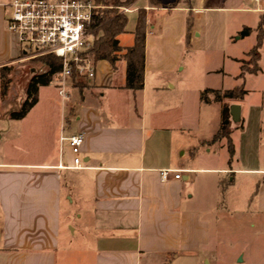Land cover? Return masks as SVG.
I'll return each mask as SVG.
<instances>
[{"label":"crops","instance_id":"1","mask_svg":"<svg viewBox=\"0 0 264 264\" xmlns=\"http://www.w3.org/2000/svg\"><path fill=\"white\" fill-rule=\"evenodd\" d=\"M159 1L136 0L125 6L135 12L133 30L137 10L146 11L141 90L123 88L124 77L114 81L123 60L113 69L101 59L94 62L89 87L71 86L79 94L71 98L69 93L64 115L51 118V110L44 108L32 121L37 100L22 119L0 116V264H167L172 258L197 257L208 225L201 217L198 190L232 187L236 174H243L247 189L262 178L250 200L264 212V153L258 149L262 108L246 111L240 100H225L229 135L238 128L239 139L233 153L236 165L222 164L211 148L202 152L200 145L207 143L202 135L185 137L199 119L189 112L188 87L180 76H172L183 42L194 33L191 19L209 11L261 16L264 0ZM214 1L218 4H210ZM7 2L0 0V67L24 55L17 35L6 29ZM162 83L166 91L159 90ZM97 88L103 92L97 95ZM90 97L97 102L88 101ZM232 104L239 106L236 119L230 114ZM69 116L73 123L66 121ZM76 133L83 134V166L65 167L72 161L67 138ZM162 169L173 170L167 180L160 179ZM70 171L84 179V194L76 189L73 196L74 186L63 181ZM175 171H180L179 178L173 177ZM69 203L84 208L79 230L87 235V244L78 252L61 244L62 237H69L62 236L61 219L62 207ZM73 252L82 260H71Z\"/></svg>","mask_w":264,"mask_h":264},{"label":"rangeland","instance_id":"2","mask_svg":"<svg viewBox=\"0 0 264 264\" xmlns=\"http://www.w3.org/2000/svg\"><path fill=\"white\" fill-rule=\"evenodd\" d=\"M210 4H218V1ZM7 9L9 12V8ZM134 17L135 12L130 10L127 13L126 31L119 37L121 45L132 43ZM191 22L194 33L188 42H183L184 47L180 51L175 69L172 71V76L174 78L180 76L188 87L189 112L190 114L196 112L195 115L199 119L196 126L186 130L185 137L193 138L202 135L207 140L204 146L200 145L203 147L201 148L202 152L204 149L211 148L210 153L217 156L222 164H225V161L230 164L232 161L234 163V149H236V153L238 151V128L230 137V143H233L230 153L226 138L214 140L215 135H211L218 120H220L219 127L223 124L227 127L230 126V121L224 116L222 104L214 101L211 94L209 96L211 100L204 102L200 100V93L205 88L224 89L239 84L246 90L240 100L244 109L252 111L254 108H262V138L258 149L264 153V46H262L264 14L260 16L258 13L240 10L235 12L209 11L191 19ZM260 29L262 37L257 61L259 70L241 73V64L246 60L244 65L247 66L252 59L249 51L256 45ZM244 30L247 33L241 35ZM40 55L26 56L24 54L22 60L9 64L13 67L12 73L14 70L17 71L16 76L12 75L13 81L9 90V95L12 98L21 96L24 86L33 73L45 69L41 64L33 62V58ZM176 58L174 57V59ZM120 61H117L116 67ZM124 67V64L122 67L120 65L116 70L114 81L120 82L123 79ZM150 77L148 73L149 90L150 82L153 81V79L150 80ZM59 80L60 76L55 74L50 84L39 88L38 102L30 118L32 121L37 120L44 108H49L51 118L55 116V119L57 114L64 115L67 112V101L59 94ZM73 84H76L79 89H83L90 86V79L73 80L72 77L65 79L67 98L69 93L71 98L79 94L77 89L71 87ZM159 90L166 91V85L162 83ZM101 92L103 90L98 88L95 90L97 95ZM88 101L97 102L96 98L92 97ZM67 118L73 123V116L66 117V121ZM235 165L236 163L233 166ZM241 175L243 176V174H236L235 185L227 189L222 185L221 189L198 190V195H201L199 196L201 197L199 202L201 217L208 224L204 247L197 257L172 258L167 261V264H264V212L260 211L256 203L250 200L253 188L259 182L257 180L262 178L256 179L250 187L251 189H247L246 180L241 178ZM62 179L65 183H71L74 186L71 188L73 196H75L76 189L82 191L83 194L88 189L82 183L84 179L73 171L65 174ZM84 198L87 200V197ZM65 205L61 212L62 236L69 235V237H62L61 244L62 246L70 245L72 251L77 250L78 252L87 244V235L79 230V221L81 220L80 214L84 208L89 206V203L84 202L83 209L76 203ZM71 229L75 230L71 231ZM78 256L73 252L70 258L71 260H82Z\"/></svg>","mask_w":264,"mask_h":264},{"label":"trees","instance_id":"3","mask_svg":"<svg viewBox=\"0 0 264 264\" xmlns=\"http://www.w3.org/2000/svg\"><path fill=\"white\" fill-rule=\"evenodd\" d=\"M95 4H101L93 11L91 21L88 24V31L92 35V44L87 50L88 56L95 62L97 60H106L113 69L116 68L117 61L125 62L123 88L131 91H139L144 85V57H145V32H146V11L143 8L137 10L135 27L133 30L132 43L129 46H122L118 37L126 30L128 18L125 12L120 11L119 6H129L136 0H93ZM158 4L159 0H150ZM262 31L257 35L256 45L249 51L251 61L249 65L244 64L241 67V73L244 71L257 72L259 58V47L261 44ZM33 62L44 66L41 72L33 73L23 88L21 96L12 98L9 95L12 75L16 76L17 71L12 66L0 67V116L2 118L18 120L26 116L29 110L38 100V91L41 86L51 83L55 74L61 70V59L52 53L41 54L34 57ZM84 78L72 74V79L77 80ZM76 86V84H73ZM72 85V86H73ZM246 90L242 85L235 86L231 89H210L205 88L200 93V100L209 102L212 95L214 101L221 102L224 116L228 112V103L225 100L239 101L243 98ZM230 129L223 124L214 136V140L226 138L229 144V151L232 152L230 143Z\"/></svg>","mask_w":264,"mask_h":264},{"label":"built area","instance_id":"4","mask_svg":"<svg viewBox=\"0 0 264 264\" xmlns=\"http://www.w3.org/2000/svg\"><path fill=\"white\" fill-rule=\"evenodd\" d=\"M9 14L6 29L17 35L18 42L26 56L52 53L61 59L58 73L59 94L67 98L65 79L72 74L92 79L95 76V63L87 54L92 44L88 31L93 11L100 7L93 0H10L6 3ZM127 12L129 7L121 6ZM72 155L70 168L82 167L79 155L83 134L76 133L68 138ZM173 170L162 169L160 179L167 180ZM174 178L180 177L175 171Z\"/></svg>","mask_w":264,"mask_h":264},{"label":"water","instance_id":"5","mask_svg":"<svg viewBox=\"0 0 264 264\" xmlns=\"http://www.w3.org/2000/svg\"><path fill=\"white\" fill-rule=\"evenodd\" d=\"M244 34H246L245 31L241 32V35H244ZM238 108L239 106L237 104L230 105V114L233 119L237 118Z\"/></svg>","mask_w":264,"mask_h":264}]
</instances>
